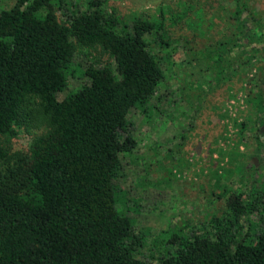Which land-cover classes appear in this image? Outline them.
Instances as JSON below:
<instances>
[{"label":"trees","instance_id":"16d2710c","mask_svg":"<svg viewBox=\"0 0 264 264\" xmlns=\"http://www.w3.org/2000/svg\"><path fill=\"white\" fill-rule=\"evenodd\" d=\"M56 1L12 0L0 7V264H264V228L255 231L247 203L259 198L264 210V174L245 160L264 152V136L254 133L251 155L239 149L247 147L250 123L253 131L264 125L260 83L254 82L258 92L245 99L254 116L233 120V148L209 150L211 158L218 154L210 171L223 190L230 189L226 181L233 175L245 188L237 193L233 213H213L207 227L156 261L142 258L145 241L133 219L118 211L114 180L122 168L120 155L136 147L130 107L149 112L164 82L146 35L168 44L165 13L136 18L130 28L106 11L107 0H84L85 8L62 11L64 20L52 7ZM234 1L232 9L222 11L227 23H237V33H226L227 48L222 38L202 50L212 88L240 66L232 55L237 48L249 59L256 51L264 55V18ZM243 11L248 16L242 17ZM203 12L201 6L195 10ZM216 16L212 11L210 17ZM76 46L100 47L111 63L89 66L84 71L89 82L59 100L57 93L73 74ZM32 123L46 132L36 138L43 154L35 159L10 150L18 130L29 131Z\"/></svg>","mask_w":264,"mask_h":264},{"label":"rangeland","instance_id":"374dc122","mask_svg":"<svg viewBox=\"0 0 264 264\" xmlns=\"http://www.w3.org/2000/svg\"><path fill=\"white\" fill-rule=\"evenodd\" d=\"M241 1L252 16L264 18V0ZM11 4L12 0H1L0 7ZM52 4L59 20L66 17L62 11L69 13L86 7L84 0H57ZM234 5V0H107L106 11L130 28L136 18H158L161 10L165 13L167 36L163 39L168 44H161L159 36L146 35L163 70L164 82L151 99L149 112L130 107L127 119L136 147L130 155H120L122 168L114 180L118 211L133 219L135 231L145 241L140 247L142 258L156 261L179 243H185L210 224L213 213L231 215L240 201L237 193L245 189L238 176L233 175L226 181L230 189L223 190L222 183L210 171L218 154L211 158L209 150L233 148L234 118L241 121L246 115L254 116L245 99L252 95L253 84L264 70V55L256 51L249 59V53L243 54L237 48L232 55L240 66L229 80L212 88L207 84L211 73L206 71V53L202 52L206 44L221 40L223 33H237V23H227L225 10L222 11L223 6L230 10ZM198 6L204 12L196 15ZM212 11H216V17H210ZM249 13L246 11L244 17ZM246 48L250 50L252 45ZM107 62L111 60L100 47L76 46L73 74L57 98L61 100L68 92L87 84L89 78L84 71L89 66L100 69ZM44 134L41 125L32 123L29 131L22 126L11 139V152L20 151L29 159L41 156L43 150L35 141ZM245 135L247 147L241 145L239 149L251 155L253 123ZM253 157L264 174V152ZM252 158L245 160L250 163ZM248 202L253 210L251 223L258 231L264 228L263 206L259 198H247Z\"/></svg>","mask_w":264,"mask_h":264},{"label":"flooded vegetation","instance_id":"af4514ba","mask_svg":"<svg viewBox=\"0 0 264 264\" xmlns=\"http://www.w3.org/2000/svg\"><path fill=\"white\" fill-rule=\"evenodd\" d=\"M244 14H245V11H243L242 13H241V15H242V17H244ZM230 20H233L232 19V17H230L229 18ZM234 38H236V35L235 36H233ZM224 39H223V42H224V45L226 46V48H227V38H228V35L226 34V33H224V37H223ZM234 69V68H233ZM233 71H235V70H233ZM256 80L260 83V85H261V87H262V89H261V91H262V94H263V96H264V73H260V75L259 76H257V78H256ZM258 86V87H257ZM258 90H259V84H256L253 88H252V94H256L257 92H258ZM254 133H259L261 136H263L264 135V125H259V128L258 129H255L254 131H253V135H254ZM255 157H253L252 158V162L255 160L254 159ZM255 162V161H254Z\"/></svg>","mask_w":264,"mask_h":264}]
</instances>
